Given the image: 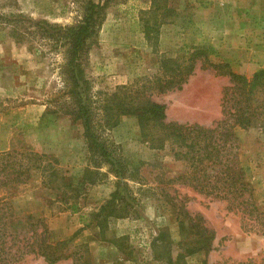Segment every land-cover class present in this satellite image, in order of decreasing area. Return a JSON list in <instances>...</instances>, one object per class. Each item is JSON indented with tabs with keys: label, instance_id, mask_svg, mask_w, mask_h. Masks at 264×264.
Returning <instances> with one entry per match:
<instances>
[{
	"label": "rangeland",
	"instance_id": "rangeland-1",
	"mask_svg": "<svg viewBox=\"0 0 264 264\" xmlns=\"http://www.w3.org/2000/svg\"><path fill=\"white\" fill-rule=\"evenodd\" d=\"M103 13L85 69L99 101L155 75L162 57L182 61L195 49L247 78L264 69V0H109ZM0 15V153L31 150L55 157L71 186L68 204L42 185L40 173L1 191L14 209L12 233L26 236L35 223L40 234L45 225L51 242H68L70 258L57 264H264L259 225L244 229L242 215L225 201L176 180L187 165L168 147L157 149L143 138L136 117L122 116L106 131L128 166L127 179L118 182L108 166L102 175L90 172L82 124L58 105L67 46L46 34L56 32L47 24L82 22L85 0H0ZM200 65L182 90L152 96L166 106L167 122L211 127L222 119V91L230 80ZM237 134L243 176L264 213V122ZM116 192L120 197L112 201ZM186 215L195 222L201 217L215 232L211 251L188 253L194 236ZM17 264L48 263L29 255Z\"/></svg>",
	"mask_w": 264,
	"mask_h": 264
},
{
	"label": "trees",
	"instance_id": "trees-1",
	"mask_svg": "<svg viewBox=\"0 0 264 264\" xmlns=\"http://www.w3.org/2000/svg\"><path fill=\"white\" fill-rule=\"evenodd\" d=\"M108 2L85 0L86 15L82 22L70 27L47 24L56 32H46L50 39L64 42L63 46H67L68 56L62 65L65 88L58 105L74 122L82 124L92 164L90 172L96 170L98 175H102L101 170L108 166V173L117 177L118 182L127 179L128 166L106 131L114 127L120 117L134 116L139 121L143 138L157 149L168 147L176 161L187 165L186 175L176 180H183L184 184L201 194L225 201L230 210L242 215L246 224L244 229L247 230L249 225V231L254 230V226L259 225L258 232L264 234V213L258 209L252 184L243 176L237 134L238 129H249L257 121L264 122V69L247 78L235 73L229 64L211 62L205 50L195 49L182 61L162 57L155 75L119 86L114 93L104 94L99 101L95 99L86 76V55L89 41L95 38L105 19L103 12ZM198 63L202 69H212L230 80V85L222 91V119L211 127L167 122L166 106L154 101L152 96L182 90ZM35 173L41 174L45 188L56 191L63 202L69 203L71 195L68 189L71 186L59 168L58 159L31 150L0 153V192L30 183ZM122 187L126 190L128 185L124 183ZM119 197V192L112 194V201ZM105 210L106 207H102L99 215ZM77 211L74 206L72 212ZM186 217L194 236V245H191L194 247H190L188 253L211 251L215 232L202 225L201 217L199 222L188 215ZM14 219L12 204L1 197L0 264H17L29 255L41 257L48 264L70 258L64 251L68 242H51L45 225L38 234L34 230L35 223H31L27 235L20 237L12 233ZM182 257L179 255L178 260Z\"/></svg>",
	"mask_w": 264,
	"mask_h": 264
}]
</instances>
